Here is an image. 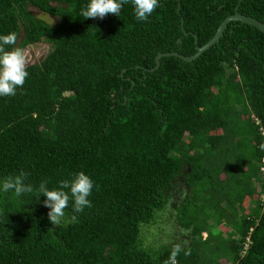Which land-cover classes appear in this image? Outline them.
Listing matches in <instances>:
<instances>
[{
  "label": "trees",
  "instance_id": "16d2710c",
  "mask_svg": "<svg viewBox=\"0 0 264 264\" xmlns=\"http://www.w3.org/2000/svg\"><path fill=\"white\" fill-rule=\"evenodd\" d=\"M88 3L0 0V35L17 34L6 50L47 45L16 95L0 96V181H93L92 206L73 213L70 200L59 225L43 195L0 192V264H164L174 246L138 235L177 183V264H264V35L230 21L190 61L143 71L157 53L193 54L235 6L264 24V0H158L139 22L131 2L103 19L81 15Z\"/></svg>",
  "mask_w": 264,
  "mask_h": 264
},
{
  "label": "clouds",
  "instance_id": "9594fccd",
  "mask_svg": "<svg viewBox=\"0 0 264 264\" xmlns=\"http://www.w3.org/2000/svg\"><path fill=\"white\" fill-rule=\"evenodd\" d=\"M131 2L136 20L146 21L159 6L158 0H89V3L81 9L84 18L103 19L108 14L119 15L122 7ZM17 43V34L10 32L0 35V96H15L17 88H22L28 76L26 70L27 58L24 49L14 46ZM260 149L264 151V143L260 144ZM28 173L21 171L18 175L9 176L0 181V192L13 193L19 198L24 194H33L36 197L43 195L44 206L49 208L48 219L52 225H59L65 217V209L72 203L73 213L83 212L85 207H91L88 197L93 189L92 179L84 172H79L70 180L59 181L58 189L49 190L48 181L44 180L38 186L25 183ZM67 189L68 191H65ZM73 221L76 215L71 217ZM181 246L175 245L168 260L164 264H177L176 257L181 252ZM185 255H190V251H185Z\"/></svg>",
  "mask_w": 264,
  "mask_h": 264
},
{
  "label": "rangeland",
  "instance_id": "374dc122",
  "mask_svg": "<svg viewBox=\"0 0 264 264\" xmlns=\"http://www.w3.org/2000/svg\"><path fill=\"white\" fill-rule=\"evenodd\" d=\"M28 11L36 18L50 24L55 21L46 14L37 11L35 8L28 7ZM27 58V65L37 63L47 51V45L38 42L23 48ZM184 187L177 183L172 189V195L165 204L164 209L157 213L154 222L151 225H142L139 229V240L142 246L157 247L160 245L177 244L183 245L187 243L186 233L177 225L175 219V207L181 202L184 196ZM204 234L201 233V237Z\"/></svg>",
  "mask_w": 264,
  "mask_h": 264
},
{
  "label": "water",
  "instance_id": "95a60500",
  "mask_svg": "<svg viewBox=\"0 0 264 264\" xmlns=\"http://www.w3.org/2000/svg\"><path fill=\"white\" fill-rule=\"evenodd\" d=\"M230 21H236L242 24H246L249 25L253 28H255L256 30H258L261 34L264 35V24L250 18V17H246L243 15H240L236 12V6L233 8V12L226 16L225 18H223V20L220 21V23L217 25V27L215 28V31L213 33V35L201 46L199 47H195V52L189 56H181L178 55L174 52H165V53H157L153 60H154V66L151 69H144L143 71H151L157 68L158 66V59L160 57H167V56H174L182 61H190L191 59L195 58L196 56H198L202 51H204L205 49H207L210 45H212L214 42H216V40L218 39L221 31L224 29L225 25L230 22Z\"/></svg>",
  "mask_w": 264,
  "mask_h": 264
},
{
  "label": "built area",
  "instance_id": "2783aa9c",
  "mask_svg": "<svg viewBox=\"0 0 264 264\" xmlns=\"http://www.w3.org/2000/svg\"><path fill=\"white\" fill-rule=\"evenodd\" d=\"M263 134L262 132L260 133ZM258 175L262 179L263 182V188H262V201H264V156H262L259 160V166H258Z\"/></svg>",
  "mask_w": 264,
  "mask_h": 264
}]
</instances>
